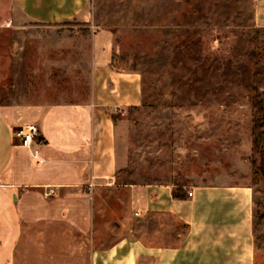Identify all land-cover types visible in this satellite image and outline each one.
<instances>
[{"label":"crops","instance_id":"obj_1","mask_svg":"<svg viewBox=\"0 0 264 264\" xmlns=\"http://www.w3.org/2000/svg\"><path fill=\"white\" fill-rule=\"evenodd\" d=\"M95 1L0 0V30L76 28L91 43L85 99L0 103V248L11 237L1 264H254L250 188L191 185L174 199L172 183L117 182L128 163L113 110L138 107L141 85L111 65ZM251 1L264 29V0ZM31 125L43 163L13 136Z\"/></svg>","mask_w":264,"mask_h":264},{"label":"rangeland","instance_id":"obj_2","mask_svg":"<svg viewBox=\"0 0 264 264\" xmlns=\"http://www.w3.org/2000/svg\"><path fill=\"white\" fill-rule=\"evenodd\" d=\"M93 9L92 30L113 36L111 65L141 85L138 107L113 110L126 127L128 167L117 182L250 188L254 264H264V89L229 70L264 66L252 1L98 0ZM67 28L0 30V103L88 96L91 43L86 30Z\"/></svg>","mask_w":264,"mask_h":264},{"label":"trees","instance_id":"obj_3","mask_svg":"<svg viewBox=\"0 0 264 264\" xmlns=\"http://www.w3.org/2000/svg\"><path fill=\"white\" fill-rule=\"evenodd\" d=\"M252 29L256 30V32H260V28H255L252 26ZM251 42L252 47L254 48L258 41L257 39H251L249 40ZM230 62V61H229ZM230 70V76H234L232 78L238 77L242 79L241 81H244L247 83V88L250 90H259L264 89V66H252L251 68H248L247 66H239L237 71ZM233 71V73H232ZM237 78V80H238ZM229 79V78H228ZM185 186H180L178 184H174V190L172 191V197L174 199H182L183 195V189Z\"/></svg>","mask_w":264,"mask_h":264},{"label":"built area","instance_id":"obj_4","mask_svg":"<svg viewBox=\"0 0 264 264\" xmlns=\"http://www.w3.org/2000/svg\"><path fill=\"white\" fill-rule=\"evenodd\" d=\"M10 26V22L2 25L0 28H7ZM14 139L17 141L18 146L27 149L37 163H43L45 160L40 155L38 146L36 144L37 129L35 126L19 127L13 130ZM191 192H187V196H191Z\"/></svg>","mask_w":264,"mask_h":264}]
</instances>
